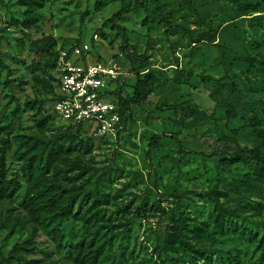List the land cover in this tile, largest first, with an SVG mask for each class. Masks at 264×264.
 I'll return each instance as SVG.
<instances>
[{"label":"rangeland","instance_id":"rangeland-1","mask_svg":"<svg viewBox=\"0 0 264 264\" xmlns=\"http://www.w3.org/2000/svg\"><path fill=\"white\" fill-rule=\"evenodd\" d=\"M134 4L0 0V264H88L112 234L95 264H264V165L239 151L264 157V0H145L110 21ZM82 42L147 95L116 137L56 112Z\"/></svg>","mask_w":264,"mask_h":264},{"label":"built area","instance_id":"built-area-1","mask_svg":"<svg viewBox=\"0 0 264 264\" xmlns=\"http://www.w3.org/2000/svg\"><path fill=\"white\" fill-rule=\"evenodd\" d=\"M63 52L56 91L58 116L74 124H88L99 136L116 137L123 118L114 91L126 75L113 61L92 60L88 42Z\"/></svg>","mask_w":264,"mask_h":264},{"label":"trees","instance_id":"trees-1","mask_svg":"<svg viewBox=\"0 0 264 264\" xmlns=\"http://www.w3.org/2000/svg\"><path fill=\"white\" fill-rule=\"evenodd\" d=\"M234 1H239V0H234ZM134 5L133 6H123L121 7V9H119L111 18L110 21L115 22V20L117 18H119L122 14L128 13V12H132V11H136L139 8L145 7V0H134ZM247 0H240V7H242V5L246 4ZM143 58V62H145V56H140ZM139 71V70H137ZM124 84H125V75L121 76V78L119 79V84L118 87L116 88V90L114 91V93L116 94L117 98H118V102L120 105V112L122 115V118L124 119L127 115H130L132 113V107L133 105H142V102L145 101L147 95H142L141 91L138 90L137 96H129V95H125L124 94ZM138 88V87H137ZM151 114V113H149ZM169 136V132L164 129L162 133H155L151 136L149 144H148V150H147V157L150 161V163L152 164V156L151 153L153 150H155L159 143L161 142L162 139H164L165 137ZM179 143L181 144V142L179 141ZM181 146L183 147V145L181 144ZM240 152L242 153H248L250 155H252L255 159H257L259 162H261L264 165V157L263 155L260 153V151L258 149L255 148H242L239 149ZM59 154V149L51 146V148L47 149V146H43V148L40 150V152L37 153L38 157L41 159V161L43 162V159H45V163L44 166L45 168L49 167V164L51 163V161L53 159H55ZM34 162L31 161V165ZM73 166H79V164L72 162ZM2 166L0 163V175H2ZM71 199L70 197L67 198V204L66 206H63L62 209L64 211H68V205L71 203ZM221 215H223V217H225V215H229V216H238L236 210L234 209H227V208H221L220 209ZM172 221V226L173 230L172 231H168L167 236H166V247L171 246L174 241H175V230L176 229H180V223L178 221V219L176 218V216H172L171 218ZM129 226V225H128ZM114 241V234L108 236L104 242H102L101 244L97 245L95 248H92L89 252H87L84 256H81L84 261H87L88 264H95L97 263L98 259L100 258V256L104 253L106 247L108 244L113 243ZM80 257V256H79Z\"/></svg>","mask_w":264,"mask_h":264}]
</instances>
